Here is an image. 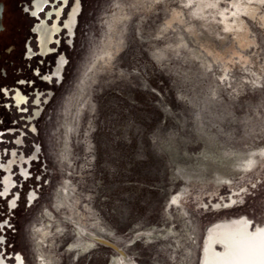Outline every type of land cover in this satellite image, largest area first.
<instances>
[{
	"label": "rangeland",
	"instance_id": "rangeland-1",
	"mask_svg": "<svg viewBox=\"0 0 264 264\" xmlns=\"http://www.w3.org/2000/svg\"><path fill=\"white\" fill-rule=\"evenodd\" d=\"M211 1L232 8L233 0ZM241 1L255 9L240 14L253 40L242 51L213 9L204 18L186 0L81 3L72 44L60 40L62 79L42 84L47 103L36 132L25 122L30 113L12 114L18 125L0 128V164L12 149L24 157L33 143L40 149L28 178L14 177L23 180L14 207L0 194L8 263L20 254L23 264H38L41 254L45 264H108L118 256L112 245L133 264H200L214 222L244 216L254 228L264 224V0ZM178 10L183 23L170 21ZM205 40L234 45L248 62L233 56L222 75ZM204 150L231 184L213 166L199 169ZM250 156L257 163L244 173ZM3 176L0 168V189ZM76 226L104 242L83 255Z\"/></svg>",
	"mask_w": 264,
	"mask_h": 264
},
{
	"label": "bare ground",
	"instance_id": "bare-ground-1",
	"mask_svg": "<svg viewBox=\"0 0 264 264\" xmlns=\"http://www.w3.org/2000/svg\"><path fill=\"white\" fill-rule=\"evenodd\" d=\"M44 1H46V0H44ZM62 1L63 0H61V3H57V5L55 7L53 5L56 2V0H54L53 5L52 4L50 5V6H52L51 8H53V7L58 8V10H56V12H60V10H62ZM244 1L250 2L251 0H244ZM260 1H263V0H260ZM40 2H42V0H34V6H36V8H34V10H32V12H30L33 16H35L37 18H38V16H36V12H38V10L40 9V6H41ZM186 2L189 3L190 5L192 4L191 7L193 6L195 15H200L204 18L207 17L205 9H213L214 10L213 13H216L220 16V22H221L222 29L224 31H226L228 33L230 32L232 34L234 43H235V45H237V48H239L240 51H242L244 48H247L251 44H253V40L248 37V32H247L246 26L242 20L241 15H240L241 13H244V14H248L251 17L253 16L255 9H254V7H251L249 3L242 2L241 0H233L229 3L232 6V8L230 10H228V12L226 13L225 9H227V8H225V9L220 8V7H218L216 2H212L211 0H186ZM193 3H194V5H193ZM64 4L65 5H64L63 9L65 8L66 5L68 6L67 0H66V2H64ZM73 4L71 5L69 10L65 11V9H64V16L67 17V15H68V17L66 20H64V26H63V24H61L62 28H61L59 34H55L53 36V40H52V34H54V30H56V22H58V16H60V14H58V16H56V18H54V22H52V26H50V28H48V26H46V24H44V20H46V18H48V16H50V12H46V14L44 15V20H40V22L37 23L33 27L32 31L35 34L37 49L40 52V54L45 55L47 53H54V50H52L50 45L53 44V42H56V44H58V42H59L58 39L64 38L66 40V44H68V45L72 44L73 38L75 37V29H76L77 21L72 28V33H71V27L75 22V14H76L78 7H79L77 2H75V0L73 1ZM186 5H188V4H186ZM51 8H49V9H51ZM69 11H70V13H69ZM228 15H231L232 18L228 19V17H229ZM51 16H54V14L52 13ZM211 17H212V15L208 16L207 18L209 19ZM76 19H77V15H76ZM208 19H206V20H208ZM171 20H177L178 22L183 23L184 20H183L182 12L180 10L174 11L171 15L170 21ZM186 29L189 30L191 33H194V31L189 26H186ZM40 30H42V32H40ZM67 30L70 34L67 32ZM37 36H38V38H37ZM181 41L186 43L182 37H181ZM219 41L221 43L223 41V39H219ZM46 44H48V46H46ZM201 47H203V49L208 54L211 55L213 61H220L222 63L221 64V67L223 69L222 75H225V71L228 69L227 62H231L234 58L233 56H236L235 58H237V61L243 65L248 62V58L244 54L239 52L234 45H232L226 49H216L215 47H213L209 43L208 40H205V43L201 44ZM48 48H49V50H48ZM195 54L200 60L206 62L209 65V61L201 54L200 51H197ZM30 55H31V52H30ZM61 58L63 59V62H62ZM59 61H60V64H62L61 68H60V66H58ZM64 64H65L64 54H60V56L57 58L56 64L53 66L51 74L50 75L48 74L45 76V81L47 83H49V81L59 83L62 79V72H63ZM16 93H18V92L17 91L15 92L14 97H15ZM38 99H39V94L36 95L34 103L37 104ZM22 100H24V99L22 98ZM15 103H16V101H15ZM35 112H37L36 115H35ZM38 115H39V111L34 110L33 111V118H37ZM27 119H28V121L30 120V118H27ZM29 130L32 133L36 132L35 126H33V124L29 127ZM19 142H20V138H17L15 143L18 144ZM31 146H32V150L30 151V154L27 157H24V155L22 153L18 154V152L16 150L12 149L9 151L8 160L4 161V163L0 164V168L4 172V176L2 177V181H1L2 187L0 189V194L3 197H8L10 195L12 196V198L10 199V206H13L14 202L17 201L19 193H15V191L19 192L18 188L20 185H18V183L19 182L22 183V181H23L21 179L20 181L17 182L14 179V177L16 175H19L20 178H24V179L28 178L29 164L31 162H34L35 159L38 157L39 150H40V149H38L39 146L34 144V143ZM221 152L222 153H228V154L231 153V151L229 152L225 148H222ZM240 154H241V152H240ZM262 155L264 156V150L261 152V156ZM230 156H232V155H230ZM250 157H251V163L249 164V161H250L249 159H248L249 160L248 162L245 161V163H248V165L246 168L244 166L243 171L245 169H247V170L251 169L253 167V164L257 163V158H254V156H250ZM202 158L204 159V161L201 164V167H199V169L202 168L203 171H207L210 169L211 166H213V170L216 173V176L217 175L220 176L219 178H221L222 180L225 179L226 183H227V181H229L228 180L229 178L226 177V171L220 172L221 169L217 168L221 163L214 164V162H213L214 160L210 157L209 154L205 153V150L203 152ZM259 162H260V158H259ZM13 166H15L16 170L18 171V173H16L15 175L12 174V172H13L12 167ZM239 166L243 167L242 164H240ZM238 167H236V168H238ZM244 173H245V171H244ZM190 176L191 175L189 173H185V172H183L181 175V177L183 179H186V180L189 179ZM226 183H224V185ZM229 184H231L230 181H229ZM68 186H69V184H68ZM58 197H60V196H58ZM35 198H36V192L34 190L30 191L28 193V200L31 202ZM230 200L233 201L234 199L230 198ZM228 202H229V200L224 202V204L227 205ZM65 203L63 201V204H65ZM52 219H53V217H52ZM47 225H49V224L47 223ZM50 227H51V225H50ZM57 227H58V225H57ZM46 228H45V230H46ZM161 229H164V228H161ZM157 230H159V229H157ZM43 231H42V233H43ZM49 231H50V229H49ZM74 235L79 236V238H80V239L76 240V246L78 247L79 251H81V253L83 255L88 253L90 250H92L96 243H98V242L103 243L104 242V241H99L100 239L98 240V238L96 236H94L91 232H89L87 229H85L81 226L75 227V234ZM49 237H51V236L49 235ZM69 244H68V246L70 248L75 246V244L74 245L71 244V246ZM70 251L71 250H69V252ZM115 251L117 252L118 256L114 257L108 264H133L132 261H130V259L124 255V252L122 250H118L116 248ZM201 252H202V260H201L200 264H264V224L254 228L253 225H251V222L244 216L235 217V218H232L230 220L226 219L223 221L214 222L206 230L205 242H204V245L202 247ZM37 261L39 262L38 264H45V263H43V258H42L41 254L38 255ZM0 264H23V259H22L20 254H15L12 258V261L8 263L6 258H4L0 254Z\"/></svg>",
	"mask_w": 264,
	"mask_h": 264
},
{
	"label": "flooded vegetation",
	"instance_id": "flooded-vegetation-1",
	"mask_svg": "<svg viewBox=\"0 0 264 264\" xmlns=\"http://www.w3.org/2000/svg\"><path fill=\"white\" fill-rule=\"evenodd\" d=\"M73 1L67 0L68 6H65V11L70 9ZM84 1L86 0H75L79 7L75 14V22L71 27V33L77 21L76 15L78 17L83 11L81 3ZM64 2L66 0L62 1V10L56 12L58 8L55 7L57 3H61V0H56L55 3L54 0H42L40 2V9L36 12L37 18L30 13L36 8L34 6V0H0V114L6 112L10 115L7 122H4L3 128L7 125H18L17 120L11 119L12 114L30 113L33 116L34 110H38L39 115L44 110V105L47 103L44 102V96L47 92L44 91L42 84L47 83L44 77L51 72L53 65L60 56L58 48L60 47L61 39H58V44L53 42L50 45L54 53L42 55L37 49L36 38L32 29L40 20H44L46 12H50V16L44 20V24L48 28L52 26L54 18L60 14L58 16V22H56V30L52 34L53 40V36L59 34L62 28L61 24L64 26V20L68 17V15L67 17L64 16ZM51 4L55 7L51 8ZM52 13L54 16H51ZM21 18L26 21V24L22 23ZM61 60L63 62L62 58ZM58 66L60 68L62 66L60 61L58 62ZM16 91L18 93L14 97ZM37 94H39V99L36 104L34 100ZM36 114L37 112H35ZM38 117L32 119L33 124H35ZM19 120L24 121V119ZM25 122L27 121L25 120Z\"/></svg>",
	"mask_w": 264,
	"mask_h": 264
},
{
	"label": "built area",
	"instance_id": "built-area-1",
	"mask_svg": "<svg viewBox=\"0 0 264 264\" xmlns=\"http://www.w3.org/2000/svg\"><path fill=\"white\" fill-rule=\"evenodd\" d=\"M57 61V60H56ZM56 64V63H55ZM54 64V65H55ZM53 65V66H54ZM65 65V64H64ZM52 69H53V67H52ZM51 72H52V70H51ZM51 72H49L48 74L50 75L51 74ZM48 74H46V75H48ZM37 77H39V76H37ZM44 79H45V77H44ZM3 115L4 114H0V128H3L2 126H3V124H4V118H3ZM28 118H30V120L28 121V119H26V121H27V123H32V119H33V116H32V114H29V116H28ZM33 124V123H32ZM33 126H34V124H33ZM30 127V126H29ZM5 129V128H4ZM6 129H9V128H6ZM28 131H30L29 129H28ZM2 135V133H0V136ZM2 140L0 139V142H1ZM27 179V178H26ZM26 179H24V180H26Z\"/></svg>",
	"mask_w": 264,
	"mask_h": 264
},
{
	"label": "water",
	"instance_id": "water-1",
	"mask_svg": "<svg viewBox=\"0 0 264 264\" xmlns=\"http://www.w3.org/2000/svg\"><path fill=\"white\" fill-rule=\"evenodd\" d=\"M100 241V240H99ZM106 244H108V243H106ZM112 249H114V250H116V248L114 247V246H112V245H109Z\"/></svg>",
	"mask_w": 264,
	"mask_h": 264
}]
</instances>
